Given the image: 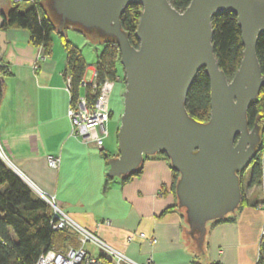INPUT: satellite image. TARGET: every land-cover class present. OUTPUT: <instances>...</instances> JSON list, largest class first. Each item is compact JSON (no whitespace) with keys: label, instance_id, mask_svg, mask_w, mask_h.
<instances>
[{"label":"crops","instance_id":"obj_1","mask_svg":"<svg viewBox=\"0 0 264 264\" xmlns=\"http://www.w3.org/2000/svg\"><path fill=\"white\" fill-rule=\"evenodd\" d=\"M10 6V0L0 4L4 15ZM47 13L56 25L49 54L30 42L27 30H5L7 49L0 61L8 71L0 76L4 163L33 191L32 187L54 196L59 208L77 224L138 263L151 258L154 264H256L264 225V185L250 188V176L244 181L249 203H237L222 215L204 220L191 216L180 196L173 194L170 163L155 154L142 163L138 176L125 183V175L117 174L105 186L109 163L119 158L107 137L118 136L120 127L109 125V133V119L102 148L73 135L61 34L70 40L67 30L82 28ZM88 32L89 36L93 30ZM88 70L92 76L86 80L93 82L95 65L87 66ZM50 155L60 158L58 168L48 165ZM220 219L231 220L217 222ZM85 249L101 254L96 248Z\"/></svg>","mask_w":264,"mask_h":264},{"label":"water","instance_id":"obj_2","mask_svg":"<svg viewBox=\"0 0 264 264\" xmlns=\"http://www.w3.org/2000/svg\"><path fill=\"white\" fill-rule=\"evenodd\" d=\"M135 3L143 7L137 49L120 24L126 7ZM51 6L63 20L118 42L126 92L119 158L110 161L109 175L129 174L144 156L165 152L181 172L178 195L191 216L215 218L239 203V174L255 154L250 145L258 142L257 129L247 127V110L264 83L256 57L264 0H191L183 12L168 0H52ZM231 12L239 19L244 52L229 81L214 55L212 18ZM4 23L0 9V61L7 49ZM201 69L211 87L207 123L192 119L185 108Z\"/></svg>","mask_w":264,"mask_h":264},{"label":"trees","instance_id":"obj_3","mask_svg":"<svg viewBox=\"0 0 264 264\" xmlns=\"http://www.w3.org/2000/svg\"><path fill=\"white\" fill-rule=\"evenodd\" d=\"M42 0H26L15 3L10 0L11 6L6 15L2 27L25 29L29 32L30 42L36 47H42L45 54L51 52L52 34L56 28L48 13L41 4ZM171 5L183 12L190 5L191 0H168ZM143 11L141 4H131L124 10L120 17V24L126 34L130 45L139 48L140 41L136 37L140 17ZM212 45L219 68L225 77L231 81L238 71L243 59L244 44L242 41L241 27L238 16L231 13L218 14L212 18ZM81 32V31H80ZM64 50L67 54V68L65 76L71 78V103L78 97L84 96L93 103L98 87L106 80L117 81L118 66L121 65V53L116 40L107 39L104 49L98 56L95 65L96 77L94 83L86 87L82 82L86 79L87 65L82 52L74 45L64 33L61 34ZM256 57L260 71L264 79V34L259 37L256 46ZM8 74L6 67L0 63V76ZM96 85V88L93 87ZM4 88L0 82V104L3 98ZM185 108L188 115L197 122L207 123L211 117V87L208 75L201 69L188 93ZM262 128V141L255 150L249 168V187L264 185V83L261 86L257 98L247 110V127L249 131ZM106 160L109 155L101 151ZM170 163L173 181L171 191L178 195V184L181 172L175 168L171 158L165 152H157ZM149 155L143 157L139 167L122 177L123 182H128L142 172V163L149 159ZM240 191H244L245 175L239 174ZM107 176V187L112 181ZM105 187V188H106ZM249 203L248 199L240 197L239 204ZM231 219H220L223 222ZM77 243L66 230H56V220L52 208L39 197L30 186L24 182L11 168L0 159V264H35L39 257L53 247H63L67 244ZM260 264H264V239L260 243Z\"/></svg>","mask_w":264,"mask_h":264},{"label":"built area","instance_id":"obj_4","mask_svg":"<svg viewBox=\"0 0 264 264\" xmlns=\"http://www.w3.org/2000/svg\"><path fill=\"white\" fill-rule=\"evenodd\" d=\"M15 3H22L26 0H13ZM33 1V0H29ZM96 73H94V79ZM67 90L71 93V78L67 77ZM88 80L82 82V86L86 87L92 84ZM115 81L106 80L98 87L97 94L93 103L82 95L69 107L68 116L72 125V133L76 137L82 138L84 142H92L95 146L102 148L104 136L107 135L105 125L110 119L109 97L114 88ZM96 88V85L93 84ZM102 129L100 133L98 130ZM0 159L7 163V159L0 148ZM47 163L51 168H58L60 158L55 156H47ZM35 193L41 197L52 208L54 218L56 220V230H66L72 236L77 246L67 244L63 247H53L42 254L35 264H154L149 258L145 263H138L126 256L124 253L105 243L93 232L80 226L74 220L63 212L56 204L54 196L45 194L32 187ZM143 236V235H141ZM264 239V225L261 230V241ZM156 242L155 239L152 240ZM92 244L101 254L93 255L88 252L85 247ZM260 264V255L257 263Z\"/></svg>","mask_w":264,"mask_h":264},{"label":"rangeland","instance_id":"obj_5","mask_svg":"<svg viewBox=\"0 0 264 264\" xmlns=\"http://www.w3.org/2000/svg\"><path fill=\"white\" fill-rule=\"evenodd\" d=\"M3 1L4 0H0V4H2ZM51 1L52 0H42L41 4L43 5V8L46 10V12L48 11L50 13H55V11L53 10V8L51 6ZM58 17H60V16H58ZM60 22H62V21H60ZM84 31H85V33H84ZM67 32L69 33L68 36H69L70 40L73 43L77 44L79 49L81 50L83 59L85 60L87 66L97 64L98 56L102 53V51L104 49V43L103 42H105L107 39L116 40L115 38H113L111 36L106 37L103 32H101V31L99 32L98 30H93L92 34L89 36L87 34L89 32L86 30H82L81 32L80 31L74 32L73 29H69V30H67ZM83 34L86 35V37L89 38V40L84 38ZM85 76H86V79L90 80L91 76H92V71L88 70L86 72ZM118 77L119 78L117 79V81H115L114 88H113L112 93L109 97V111L111 113L110 122H109L108 127H107V130L109 131V133H110V128H109L110 126L109 125H114L117 127L121 126V117L123 115V110H124L123 95H124V92H126V84H125L126 76H125V72H124V68H123L122 64L118 66ZM257 136H258V142L254 145H250V147L254 148L255 150L258 148L260 141H262L263 133H262L261 126L258 127V129H257ZM107 139H108V141L110 140V143H112V145L114 146V149H116V151H118V136L115 133H110V136L107 137ZM105 141H106V139H105ZM106 151H107V149H106ZM108 169H109L108 173L111 174L112 173L111 172L112 166L109 165ZM242 172L245 175V181H246V179L248 180V177L250 176L249 165ZM115 179L120 180V178H115ZM245 185H246V182H245ZM244 187L246 188V186H244ZM243 191H244L243 192L244 197L247 198V194H246L247 188ZM243 193H241V197H242ZM200 211H202V210H200ZM198 213H199L198 216L203 215L202 212H198ZM218 216H220V215H218ZM86 247L87 248H95V246H93L92 244H88ZM96 254H98L97 251H96Z\"/></svg>","mask_w":264,"mask_h":264}]
</instances>
